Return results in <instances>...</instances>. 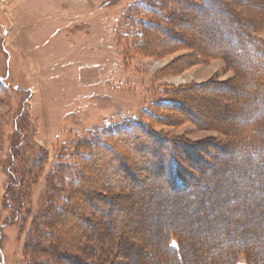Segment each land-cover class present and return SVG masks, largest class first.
Here are the masks:
<instances>
[{
  "label": "rangeland",
  "instance_id": "374dc122",
  "mask_svg": "<svg viewBox=\"0 0 264 264\" xmlns=\"http://www.w3.org/2000/svg\"><path fill=\"white\" fill-rule=\"evenodd\" d=\"M138 1L0 0V262L3 264L30 263L24 245L33 229L34 216L44 205L47 178L62 149L86 138L93 129L125 119H144L143 111L152 102L164 100V90L169 87L194 86L211 80L224 83L236 78L222 58L193 63L185 70L179 65L178 69L172 67L192 54L188 49L160 57L132 54L129 38L125 36L124 16ZM187 11L191 12V7ZM202 19L200 16L192 19V25L184 23L182 30H174L175 34L207 51L224 48L215 40L220 31L209 32L214 25ZM219 19L214 16V20ZM202 27L206 31H199ZM254 35L264 42V30ZM165 39L164 34H159L157 41L164 43ZM234 47L225 50L239 52L240 45ZM244 60L249 62L247 58ZM168 66L172 73L166 72ZM235 87L237 92L242 89L238 82ZM220 92L225 93L214 89L193 92L189 110L201 120L222 127L234 129L242 125L247 109L234 118L228 116L231 110L216 105L218 99L214 96ZM20 113L23 117L18 123L27 138L20 145L21 151H26L30 142L35 143L46 150L48 159L40 177L33 181V174H39L35 169L28 179L31 185L27 209L31 212L10 223L5 202L11 179L7 164L16 142L15 124ZM204 127L183 122L157 126L156 130L196 145L199 149L190 153V161L195 164L196 153L209 150L215 155L217 152L210 145L227 141L223 132ZM148 139L154 143L152 138ZM125 155L131 156L127 152ZM141 155L143 158L144 154ZM245 156L244 151L237 149L218 160L205 156L218 167L227 162L229 166L225 165L221 174L206 178L198 193L190 192V196L180 193L193 198V204L187 207H180L182 202L176 205V197H169L167 188V192L161 190V179L147 173L133 176L126 181L127 189L115 191L124 193V197L120 196L124 199L119 203L113 199L117 204L95 228L103 232L106 244H114L118 249L122 246L132 249L135 243L151 249L154 264H159V250L165 246L164 237L169 229L177 230L183 237L186 264H200L201 256L213 251L216 243L240 245L244 238L249 239L246 243L258 256L264 257V166L254 160L253 153ZM15 166L22 168L20 161ZM112 169L105 172L114 180ZM98 174L91 190L106 187L107 176L101 171ZM88 195L91 198L78 195L72 203H81L85 215L90 211L100 217L98 204L92 194ZM73 216L63 215L64 225L55 226L61 236L72 231L69 226L77 222ZM88 230L82 228L80 232ZM246 261L245 256H239L238 264H247Z\"/></svg>",
  "mask_w": 264,
  "mask_h": 264
},
{
  "label": "trees",
  "instance_id": "16d2710c",
  "mask_svg": "<svg viewBox=\"0 0 264 264\" xmlns=\"http://www.w3.org/2000/svg\"><path fill=\"white\" fill-rule=\"evenodd\" d=\"M188 7H191V12L187 11ZM216 15L220 18L218 21L214 20ZM199 16L203 18L202 21L214 25L209 32L220 31L215 40L224 48L207 51L175 34L174 30H182L184 23L192 25V19H198ZM124 17L125 36L129 38L132 54L160 57L178 49H188L192 54L182 57L172 67L178 69L181 66L185 70L193 63L222 58L228 69L235 72L236 78L224 83L211 80L200 85L169 87L164 90V100L152 102L143 111L144 119H125L112 126L93 129L86 138L62 149L47 178L44 205L34 216L33 229L24 245L29 264H154L150 258L154 254L151 249L137 246L136 243L132 249H124L122 245L118 249L114 244H106L103 232L95 228L124 199L120 197H124V193L115 191L119 188L127 189V179L144 173L153 175L161 179V190H168L169 197H176V205L182 202L180 207H187L194 200L180 193H198L206 178L221 174L223 167L229 166L227 162L218 167L205 156L218 160L221 155L237 149L244 151L246 158L253 153L254 160L264 166V42L254 35L264 30V0H140L132 4ZM200 30L206 31L204 27ZM157 34H164L166 43L157 41ZM237 44L240 45L239 52L236 49L225 50L226 47L236 48ZM246 58L249 62H244ZM171 70L168 66L166 72L172 73ZM236 82L241 83L240 92L236 91ZM207 89L225 92L214 97L218 99V107L231 110L228 116L233 115L234 118L247 109L242 125L234 129L222 127L201 120L197 113L189 110L193 105L190 94ZM22 117L20 113L16 119V142L7 164L11 179L6 189L5 202L6 210L10 212V223L31 212L27 209L31 185L28 179L35 169L39 170V174H33V181L40 177L48 159L46 150L35 143L30 142L26 151H21L20 145L27 139L22 135L23 127L18 123ZM183 122L217 129L224 133L227 141L210 145L217 152L215 155L209 150L203 151V154L196 153L198 162L193 164L190 153L193 149H199L195 148L196 145L185 138L172 137L156 130L157 126ZM148 138H152L154 143H149ZM126 152L131 156L127 157ZM141 154H144L143 158ZM17 161H20L22 168H16ZM105 169H112L111 174L116 175V178L113 180L114 177L111 178ZM99 171L107 176L104 180L106 187L99 186L91 190L93 183L98 181ZM77 192L87 198H91L88 194H92L98 204L96 210L101 212L100 217L93 216L90 211L85 215L81 203H72L74 198L81 195ZM66 214L74 215L77 222L69 226L72 231L61 236L55 226L64 225L63 215ZM82 228L90 230L80 232ZM232 228L238 229L237 226ZM176 231L166 230L165 246L159 250V264H186L183 237ZM247 240L244 238L242 244L232 246L225 245V242L223 245L216 243L213 251H206L201 256L200 264H238L240 255L245 256L247 264H264V257L258 256L246 243Z\"/></svg>",
  "mask_w": 264,
  "mask_h": 264
}]
</instances>
